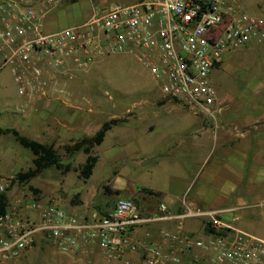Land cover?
Segmentation results:
<instances>
[{"label":"built area","instance_id":"built-area-1","mask_svg":"<svg viewBox=\"0 0 264 264\" xmlns=\"http://www.w3.org/2000/svg\"><path fill=\"white\" fill-rule=\"evenodd\" d=\"M62 0H0V49L6 50L18 94L27 88L44 95L45 75L73 69L87 70L103 55L139 51L138 60L159 81L162 94L194 115L216 121L222 112L211 72L224 54L264 41V21L240 10L234 0H138L114 4L81 25L45 32L39 4L47 9ZM9 180L0 177V194ZM35 219L19 215L8 204L0 215V258L18 257L38 240L61 252H74L95 243L107 261H123L127 252L139 253L144 264H264V240L220 219V211L188 209L181 215L143 218L130 199L118 198L104 216L80 219L55 204L30 198L17 201ZM205 218L199 239L181 232L160 231L163 240L199 254L186 261L174 248L163 251L153 243L136 241L132 233L144 224L163 219ZM180 227V221H179ZM206 227L209 231L206 230Z\"/></svg>","mask_w":264,"mask_h":264},{"label":"crops","instance_id":"crops-1","mask_svg":"<svg viewBox=\"0 0 264 264\" xmlns=\"http://www.w3.org/2000/svg\"><path fill=\"white\" fill-rule=\"evenodd\" d=\"M78 1L62 0L55 5L74 4ZM137 1L130 0V4L123 5H133ZM35 7L40 12L42 23L43 17L50 9H44L39 4H36ZM258 7L263 8L264 12V2ZM260 18L264 21L263 17L260 16ZM252 44L260 45L257 42ZM0 53L4 60L6 50L0 49ZM105 56L96 59L91 67L101 66ZM223 66L222 58L221 64L213 69L210 75L213 86L217 87L218 85L215 88L218 94V103L222 107V112L216 121L194 115L162 94L154 101L146 102L148 103L146 108L141 105L136 114L133 113L131 117L128 116L126 119L122 118V123L113 126L134 127L146 134V140H139V143H136L132 149V153H127L125 149L124 152L118 154H125L127 157L136 156V151L141 150L142 152L146 148L142 152L146 155V162L154 163L155 166L163 160L177 163L174 173H169L166 169L164 170L165 175L164 172L160 173L164 177V184L161 187L141 189L136 193L133 190L132 193L124 195L120 191L118 194L121 195L118 198L132 200L139 208L143 218L165 215L160 211V205H164L166 213L172 215H181L188 209L202 212L220 211L219 216L224 224L264 240V236L260 232L261 229L264 231V69L260 73L263 79L260 80V85L253 92L252 99L247 105L246 100L235 97V92L238 91L230 90L229 79L221 80L222 74L219 71L223 69ZM9 70L11 74V68ZM11 78L13 79L12 74ZM64 78L65 75L60 71L50 70L45 75L48 85L44 95H35L32 94L30 88L26 89L27 93L24 96H28L27 102L31 103L32 108L28 114H21L22 116L25 115L22 119L26 126L31 127L34 140L40 143L64 145L68 143L69 139L76 140L87 135L85 130L89 126L87 122L88 110L83 106L72 104L62 93L66 85ZM225 85H228V88ZM220 86H224V91H227L228 94L219 91ZM59 92L61 93L59 94ZM165 106L168 108V112L158 115L156 108ZM133 108L123 110V114H129ZM174 112L178 116V123L183 126L182 129L179 132L165 133L162 138L165 145L162 142L159 144V148L153 147L154 145L150 141L156 138L158 134L157 124L162 127L170 125L171 119L166 115ZM161 116L165 118H161ZM111 119H120L119 114L108 120ZM158 120L160 121L158 122ZM97 125L96 123L95 125L90 124L94 129L93 133L101 127V125ZM108 132L103 141L94 147L95 149L107 141ZM116 144L117 142L111 141L110 145L115 146ZM118 154L114 153L113 156ZM134 159L135 157L132 158L133 161L128 160V171L138 169V162H136L138 160ZM143 161L139 164H145ZM139 169L142 170L143 168L140 167ZM92 174L93 170L90 176L85 179H89ZM145 190H150L155 195L147 194ZM6 194L9 202L8 190ZM115 201L111 207L103 211L97 209L91 211V209L82 208L84 205L65 207L68 209L69 215L88 220L95 215L99 217L107 215L113 209ZM66 208L62 209L65 211ZM17 211H19V215L30 219L37 217V213L33 211L22 208ZM204 221H206L205 218L199 217L182 220L163 219L140 226L132 233V237L142 244L153 243L163 251L174 248L184 260L189 261L199 252L196 250L185 251L181 245L163 240L160 231L181 232L190 238L199 239L204 233ZM78 251L87 258L89 264H144L140 254L136 252H127L123 261H107L95 243L85 244Z\"/></svg>","mask_w":264,"mask_h":264},{"label":"rangeland","instance_id":"rangeland-1","mask_svg":"<svg viewBox=\"0 0 264 264\" xmlns=\"http://www.w3.org/2000/svg\"><path fill=\"white\" fill-rule=\"evenodd\" d=\"M263 2L264 0H235V4L242 12L264 18L263 8L258 7ZM114 4H130V0H79L74 4L52 6L43 17V28L46 32H50L81 25L94 10L101 13ZM256 45L251 43L245 48L224 54V66L219 71L222 74L221 80L229 79V85L232 87L230 90L238 91L235 92V97L246 100L247 105L252 99L253 92L260 85V80L263 79L260 73L264 69V41L259 46ZM138 54L137 50L109 54L97 68L93 66L87 70L73 69L69 72V76L65 75L66 85L62 93L72 104L85 107L89 113L87 121L89 126L85 130L89 136L84 135V137L94 134L90 124L96 123L100 126L103 121L117 114L120 119L131 117L133 113L136 114L141 105L146 108L148 105L146 102L154 101L162 95L159 81L152 76L149 68L138 60ZM2 63L3 58L0 53V128H15L21 135L34 140L31 127L26 126L22 119L25 115H21L28 114L32 105L27 102L28 96L18 95L19 87L11 78L10 66L1 65ZM227 86L225 85L226 88ZM218 90L223 94L227 93L224 91V86H220ZM132 107L134 108L129 114H123V110L126 111ZM167 109L166 106L156 108V113L166 114ZM166 116L171 119L170 125L162 127L157 124L159 130L156 138L151 141L148 138L155 148H159L162 142L165 145L162 139L165 133L179 132L183 127L178 123L175 112ZM161 118L165 117L161 116ZM108 133L107 141L92 150V154L97 155L98 162L89 179H82L79 175V167L86 158L84 154L77 153L72 157L63 154L62 147L73 143L75 139L72 138L64 145H54L62 162L70 164L72 171L63 174L55 169H48L27 184H11V182L17 173L25 172L30 168V151L17 144L12 136L0 135V177L9 180L7 190L10 207L20 210L23 205L17 204L18 200L26 201L30 197H35L44 204L55 203L62 208L84 205L82 208L91 209V211L95 209L103 211L111 207L121 195L118 192L121 191L124 195L132 193L133 190L136 193L141 189L159 188L164 184V177L160 173L164 172L165 175V169L169 173L175 172L177 163L173 161L163 160L156 166L153 165L154 163L146 162V155L142 153L146 148L142 152L136 151V156L127 157L125 154H118L125 149L127 153H132V149L139 140H146V134L141 130L118 126L113 127ZM111 141L117 144L111 146ZM111 152L118 155L113 156L114 153ZM133 157H135L134 160H138L136 161L138 169L128 171V160L131 161ZM141 159L145 164H139ZM140 167L143 169H139ZM65 211L68 212V209L66 208ZM260 232L264 236L262 229ZM0 264L89 263L87 258L77 250L69 253L61 252L40 239L32 248L26 249L18 257L0 258Z\"/></svg>","mask_w":264,"mask_h":264},{"label":"trees","instance_id":"trees-1","mask_svg":"<svg viewBox=\"0 0 264 264\" xmlns=\"http://www.w3.org/2000/svg\"><path fill=\"white\" fill-rule=\"evenodd\" d=\"M122 122V119H111L105 121L92 136L79 138L73 143L66 144L62 147L64 156L72 157L77 153H82L86 156L84 163L79 167V175L81 178H88L97 162V156L92 154L94 147L103 141L106 133L113 126ZM0 135L12 136L13 140L17 144H19L22 148L29 150L31 153L30 168H28L25 172L17 173L11 184H27L30 180L38 177L48 169H55L61 173H67L71 170L70 164H64L62 162L59 152L53 144H43L25 137L15 128H0ZM145 192L147 194H154L150 190H145ZM7 206V194H0V215L5 214ZM206 230L209 231L207 227Z\"/></svg>","mask_w":264,"mask_h":264}]
</instances>
